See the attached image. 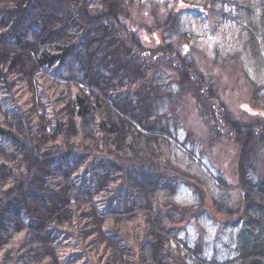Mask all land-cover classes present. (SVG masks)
I'll return each mask as SVG.
<instances>
[{
	"label": "trees",
	"instance_id": "16d2710c",
	"mask_svg": "<svg viewBox=\"0 0 264 264\" xmlns=\"http://www.w3.org/2000/svg\"><path fill=\"white\" fill-rule=\"evenodd\" d=\"M126 13H129L127 0H0V84L9 77L26 81L32 95L29 104L33 106V109L23 110L18 104L20 98L5 99L0 103V138L7 139L6 142L19 152L18 157L11 156L0 161V264H6L10 259L18 264L20 259H28L26 252L35 255L40 249L51 253L48 257L55 258L60 251L56 249L55 243H59L63 234L69 231L62 227L80 217L81 205L86 203L92 207L94 194L98 191L113 193V185L107 186L112 180L104 182L96 161L92 162L96 163L92 170L88 165L83 168L88 158L86 154L96 155L100 150L98 140L109 144L115 142L113 136L118 134L117 140L120 143L125 142L129 135L140 143L141 136H145L154 152L152 140L172 137L170 127L161 125L162 116L156 112L157 107L154 108L156 101L151 96L158 95V91L152 90L150 80L148 83L145 80L148 71L159 67L160 63L143 55L146 52L145 43L140 34L131 28V23L126 22L129 20ZM171 16L168 21L158 22L157 25L158 29H169V33L166 32L170 40L180 33V27L177 26L175 30L170 27L176 24L178 16ZM165 49L169 55L165 63L175 70L183 67L182 63L185 61L179 60H184L185 55L179 52L172 41L165 44ZM174 55L177 57L171 59ZM122 59L126 61L124 65ZM74 61L77 66L75 70L81 77L62 75L64 67L66 73L74 72L71 68ZM186 61L189 68L197 70L190 59L186 58ZM97 68H104L107 72L114 73V76L100 83L95 78ZM117 70L124 72L125 81H115ZM49 75L51 80L66 83L70 87L63 98L66 100L63 108L53 118L47 93L40 89V80H45ZM19 76L24 79H18ZM200 76L198 71L195 76L197 82L201 81ZM210 82L204 80L203 84L213 90L214 82ZM178 83L182 92L196 91L194 83L187 86H183L181 80ZM74 87L78 89L77 92L72 89ZM13 90V86H10L1 93L12 95ZM206 97L204 94V100L201 98L204 109L209 114L211 111L215 113L212 109L215 104L208 103ZM12 101L14 106L10 108L8 104ZM224 115L229 117L230 114ZM232 122L234 126L241 127L239 122ZM246 128L251 131L258 129L260 133L256 132L254 138L264 139V123L252 122ZM95 131L97 138H92ZM246 136H249V131H246L243 138ZM260 142L261 139L249 153L251 156L244 160L247 145L242 141L244 147L240 153L236 185L240 189L246 187L244 199L247 198L248 209L243 224L241 218L235 225L243 227L241 235L245 233L247 240L241 245L238 256L232 258L231 264H264V237L260 234L264 232V227H260L264 223V200L261 198L264 197V179H254L255 169L252 166L256 160L252 153L256 154L255 150ZM139 150V154L132 159L134 164L140 161L135 159L145 158L142 147ZM107 152L114 154L109 148ZM100 157L96 155V158ZM101 159L111 165L108 177L113 178L119 171L126 175L118 194H111L107 208L112 211L101 208V214L95 212L92 215L96 217V221L102 224L105 218L115 217L116 214L128 219H134L137 214L147 215L151 207L134 203L128 206L127 193L147 192L149 196L146 183L156 189L158 181L148 179V174L157 173L159 169H149L143 165L131 168L128 165L129 157L124 155L118 157V161L114 158ZM167 165L169 171L173 170L172 165ZM87 171L90 177L83 181L82 173ZM128 173L134 177L128 178ZM142 179L145 181H141ZM138 180L143 183L140 184ZM222 184L235 189L234 184L226 180H222ZM130 185L133 186L131 190ZM124 196V208L127 212L117 210L122 202L111 208L114 200H121ZM135 199L129 201L133 202ZM252 209L255 214H248ZM169 221H174V218ZM146 223L139 232L140 236L136 226L133 227L136 236L119 228L109 230V236L124 242L126 248L121 251V256L127 264H155L146 259L141 261L146 245L154 246L156 251L163 250V236L173 242L177 238L170 228L161 232L164 226L160 216L153 215ZM252 237L254 238L251 240ZM75 239L82 240L81 235L78 233ZM134 239L136 243L132 244ZM16 240L21 244V252L14 255L11 247ZM137 246L141 250L139 256L132 250ZM178 246H181V242ZM170 248L169 245L167 249ZM87 257L92 259L90 254ZM37 258L38 261H43L45 255L40 252ZM206 262L213 264L209 260ZM178 263L176 259H170L166 263L163 259L156 262Z\"/></svg>",
	"mask_w": 264,
	"mask_h": 264
},
{
	"label": "rangeland",
	"instance_id": "374dc122",
	"mask_svg": "<svg viewBox=\"0 0 264 264\" xmlns=\"http://www.w3.org/2000/svg\"><path fill=\"white\" fill-rule=\"evenodd\" d=\"M127 9L129 13H126V17L130 21L126 22L131 23V28L140 34L145 43L146 52L143 55L160 63L159 67L148 71L145 80L147 83L150 80L152 90L158 91V95L151 97L156 101V112L162 116L161 125L170 127L174 135L171 138H158L157 141L150 138L155 149L153 152L145 136H141L140 143L131 135L127 136L125 142L120 143L117 134L113 136L115 142L109 144L98 140V146H101L96 155L112 158L111 160L114 158L115 161L124 155L129 157L128 165L131 168L134 165H143L149 169H159L157 173L148 174V179L158 181L156 189L146 183L149 196L147 192L127 193L129 200L136 198L133 202L127 200L128 206L134 203L151 209L147 215L137 214L134 219L116 214L115 217L105 218L102 224L98 223L92 215L95 212L101 214V208L105 211L111 210L107 208L111 194H118L124 185L123 178L126 173L119 171L110 178L107 172L111 165L101 157L96 158L95 153L86 154L88 158L83 168L88 165L92 170V166L98 163L104 182L107 179L112 180L107 186L113 185V193L98 191L94 194L92 207L86 203L81 205L80 217L76 221L72 219L71 223L62 227L69 231L63 234L59 243H55L56 249L60 250L55 258L48 257L51 253L40 249L35 255L26 252L28 259L22 258L18 264H127L121 256V251L126 246L124 242L109 236L110 228H119L132 232L131 236H140L139 232L147 224L146 220L152 219L153 215L161 217L164 226L161 232L170 228L177 238L173 242L163 236V250L156 251L154 246L147 244L143 249L142 262L146 259L156 264L160 259L164 263L176 259L178 264H206V260L213 264H231L230 261L238 256L241 245L247 240L245 233L241 235L243 227L235 225L241 218V224L246 220V187L240 189L236 184L239 178L240 153L244 147L242 141L247 145L243 158L245 160L251 156L249 153L251 154V150L261 139L255 150L256 154L252 153L254 160L256 157L252 166L255 169L254 179H264V139L254 138L256 132L260 133L258 129L251 131L246 128L252 122L264 123V0H127ZM176 15L177 22L170 27L174 30L177 26L180 27V33L170 40L169 29L161 30L157 25L158 22L168 21L170 16L173 18ZM171 41L185 55L184 60H179L185 61L182 63L183 67L177 70L165 63L169 59L165 44ZM176 57L174 55L171 59ZM186 58L193 62L197 70L189 68ZM122 63H126L125 59H122ZM76 67L74 61L71 65L74 72L67 71V74L64 67L61 74L79 78L81 76L76 72ZM198 71L201 74L199 82L195 78ZM117 73L115 81H125L124 72L117 70ZM110 76H114V73H109L104 68H97L95 71V78L100 83L108 80ZM51 78L50 75L45 80L42 78V88L40 82L39 87L47 93L53 118L63 108L66 101L63 98L70 87ZM18 79L24 77L19 76ZM179 80L183 86L194 83L197 92H182ZM204 80L214 82L213 90L203 84ZM10 86L14 89L12 95L1 93ZM72 89L78 91L75 87ZM204 94L207 95L208 103L215 104L212 107L215 113L211 111L209 114L204 109L201 103ZM13 98H20L18 104L23 110L33 109L29 104L32 95L26 81L9 77L0 84V103ZM13 104L12 101L8 105L13 108ZM214 106L217 108L214 109ZM224 113H229V117ZM232 120L236 124L239 122L241 127L234 126ZM246 131H249V136L243 138ZM92 138H97V131ZM6 140L0 138V161L19 155ZM141 147L145 158L135 159L140 161L134 164L132 159L139 154ZM108 148L114 154L110 155ZM93 161L96 163L92 164ZM167 163L172 165L173 170L169 171ZM82 175L83 181L90 177L88 171ZM244 176L246 177L245 171ZM127 177L134 176L128 173ZM222 180L234 184L235 189L223 185ZM141 181L138 180L140 184L143 183ZM132 187L130 185V190ZM125 198L124 196L121 200H114L111 208L122 202L117 210L127 212L124 208ZM261 198L264 200V197ZM248 214H255V211L252 209ZM171 218L174 221H169ZM134 226L138 230L137 234L134 233ZM262 226L264 227V223H261L260 227ZM78 233L82 240L75 239ZM260 234L264 237V232ZM19 239L22 240V237ZM135 243L136 240H132V244ZM168 244L171 247L169 250ZM11 248L12 254H20L21 244L17 240ZM132 250L139 256L141 250L138 246ZM40 252L45 255L43 261H38L37 255ZM89 254L92 259L87 257ZM6 264L16 262L10 259Z\"/></svg>",
	"mask_w": 264,
	"mask_h": 264
}]
</instances>
